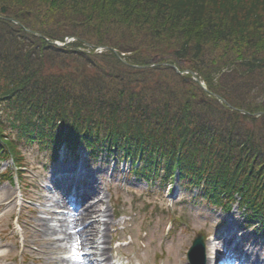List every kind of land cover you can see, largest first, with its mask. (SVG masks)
Masks as SVG:
<instances>
[{"label":"trees","instance_id":"trees-1","mask_svg":"<svg viewBox=\"0 0 264 264\" xmlns=\"http://www.w3.org/2000/svg\"><path fill=\"white\" fill-rule=\"evenodd\" d=\"M0 133L179 165L264 220V0H0Z\"/></svg>","mask_w":264,"mask_h":264},{"label":"rangeland","instance_id":"rangeland-1","mask_svg":"<svg viewBox=\"0 0 264 264\" xmlns=\"http://www.w3.org/2000/svg\"><path fill=\"white\" fill-rule=\"evenodd\" d=\"M152 40L149 37L144 43L145 47H152ZM230 50L231 47L227 53ZM151 62L157 63L154 60ZM184 73L187 71L182 74ZM22 151L25 156L24 163L28 166V178L33 180L34 184L33 188L25 193L30 202H23L21 206H18L19 189L0 181V261L2 264H21L22 244L16 237L17 230L15 234L16 219L21 223V227L18 229L24 232L23 236L25 235L26 241L32 243L31 248L26 247L25 249L23 264H37L32 257L33 253L39 249L38 245L35 244L37 238L46 240L48 238H63L64 236L59 232L48 236L42 232L37 235V230L40 229L38 226L40 218H46L51 225L58 226L60 219L64 218V215L59 213L50 215L43 203L47 197L61 203L64 200L67 201L69 191L65 190L63 186L68 185L69 178L60 176V182L56 180L60 170H62L59 165V162L63 160L62 156L58 162L52 163L53 161L50 160L45 148L42 150L38 146H26ZM68 155L72 157L69 152L67 157ZM87 163L90 168L89 178L91 180L100 179L99 176L103 177L97 182L98 190L102 193L101 198L103 199L99 206L101 209H109L108 217L104 216L100 219H109L114 223L109 229L112 237L113 235L115 238L122 236L131 242L130 247L123 248V256L121 257L126 258L130 264H189L187 251L198 231L202 230L209 236H215L221 231H232L228 223L220 227L221 221L226 220L222 210L212 203H207L197 189L188 190L183 187L173 196L169 188H162L161 190L155 185L148 187L146 180H140V178L131 175L126 176L119 169L114 171L111 162L108 160L102 165L94 159L87 160ZM7 165L8 163L2 165L0 163V171ZM63 165L65 168L75 167L71 161L65 162ZM99 166H102L101 172L96 169ZM96 172L101 174L97 175ZM45 185L46 187H44ZM11 196L9 201L8 197ZM68 206L66 205L65 208L68 209ZM121 212L125 215L123 218L117 219L118 213ZM174 215L180 216L183 223L176 220ZM227 217L228 222L234 219L238 220L236 224L239 222L241 229H244L242 215L236 211V208ZM90 221L91 219L87 222ZM124 227L125 229H123ZM169 227H173L171 232H169ZM254 233L258 232L253 227L242 231L241 234L244 235L242 240L244 241L240 242V252H247L246 254L251 257L246 264H264V236H256ZM19 238L23 242L22 237ZM115 238L111 245H107L110 260L115 256ZM223 238L235 240L232 235L225 234ZM65 242L56 245L47 242L44 248L50 249L54 253L46 255V258L49 259L53 256L54 260L60 261V258L67 256L68 252H60L57 248L59 244L65 245ZM213 243L217 244L214 240ZM98 247L101 248L99 244ZM94 251V244H90L85 250H82V253ZM71 253L75 252L71 251ZM7 255H11L12 258L7 257ZM113 264H115L114 261Z\"/></svg>","mask_w":264,"mask_h":264},{"label":"bare ground","instance_id":"bare-ground-1","mask_svg":"<svg viewBox=\"0 0 264 264\" xmlns=\"http://www.w3.org/2000/svg\"><path fill=\"white\" fill-rule=\"evenodd\" d=\"M88 181V180H87ZM76 204L72 210H69V213H67L66 217L64 220H61L60 225L54 226L51 225V223L48 220H44V219H39L40 222V232H42L45 235H51L52 233H56L58 231H61V233L64 234V238L63 239H54V238H48L46 240H43L41 238H37L38 242H41L43 244H46L47 242L49 243H58L59 241H67V243H69V248L70 250H84L85 247H87L90 244H95L98 243L95 238L98 237L100 240L101 244H106V242L108 241V230L107 228L103 229L101 231V229L98 227V223L100 221H96L93 220L91 222H87L89 219H91L93 217V215H99L100 213L105 214L107 213V209L106 210H100L98 209V205L97 203L92 202V199L90 198H100L99 195V191H96V188L94 191H92L91 189H89V193H84L82 191H76ZM100 201L102 199H99ZM49 208V214L55 215V211H52V208H60L61 207V203L59 201H54L52 199L47 198L46 199ZM101 214V215H102ZM79 216V218L77 217ZM88 223V224H86ZM101 223V222H100ZM107 222L104 223V225ZM224 232H220V236L223 234ZM78 240H80V242H78ZM111 241V239L109 240ZM244 240H237L235 241L236 245H237V249L235 250V252L239 253L237 254V258L240 260V263L242 264H246L247 260L249 259V254L244 255L243 257L240 254L241 251V246H240V242L242 243ZM222 243H220L222 246H220L221 248H225L226 250H231L230 245L232 244V241L230 242H224V241H220ZM207 244V252H208V263L207 264H211V260L213 257V252L216 248V246H213L211 239L207 240L206 242ZM60 250H65L66 246H62L61 244L58 246ZM40 250V249H39ZM41 254H47L46 251L41 250L40 251ZM79 254V253H78ZM101 256H105L107 254V248L106 247H102L101 251H100ZM93 256H96V252L94 251L91 254H85V255H81V259L80 261H77V256L70 258L69 261L73 262L76 264L77 263H82V262H86L88 259H91ZM222 255L221 254H217V261L219 260V262L223 259H221ZM243 258V259H240ZM38 262L42 261V256H38L36 257ZM96 262H98L97 260H95ZM59 262V261H58ZM56 262V264L58 263ZM61 264L62 261H60ZM234 264V263H231Z\"/></svg>","mask_w":264,"mask_h":264},{"label":"water","instance_id":"water-1","mask_svg":"<svg viewBox=\"0 0 264 264\" xmlns=\"http://www.w3.org/2000/svg\"><path fill=\"white\" fill-rule=\"evenodd\" d=\"M4 10V8H3ZM189 258L194 264H203L205 261V244L203 237L199 234L193 241L189 251Z\"/></svg>","mask_w":264,"mask_h":264}]
</instances>
